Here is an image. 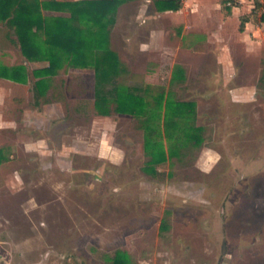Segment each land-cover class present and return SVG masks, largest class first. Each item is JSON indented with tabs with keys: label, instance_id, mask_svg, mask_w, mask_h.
Wrapping results in <instances>:
<instances>
[{
	"label": "rangeland",
	"instance_id": "obj_1",
	"mask_svg": "<svg viewBox=\"0 0 264 264\" xmlns=\"http://www.w3.org/2000/svg\"><path fill=\"white\" fill-rule=\"evenodd\" d=\"M239 1L184 0L164 13L153 0L121 5L109 28L112 82L64 63L59 94L37 103L29 79L0 78V264H112L119 251L131 264H264V120L235 118L233 46L224 67L198 20ZM14 40L0 21V65L47 66L29 64ZM118 86L146 98L143 117L115 112ZM161 97L192 103L178 127L165 126ZM147 118L166 154L179 153L158 175L145 170Z\"/></svg>",
	"mask_w": 264,
	"mask_h": 264
},
{
	"label": "trees",
	"instance_id": "obj_2",
	"mask_svg": "<svg viewBox=\"0 0 264 264\" xmlns=\"http://www.w3.org/2000/svg\"><path fill=\"white\" fill-rule=\"evenodd\" d=\"M134 0H0V20L9 24L16 33L17 44L24 57L31 63H46L47 66L34 69L30 74L26 67L8 68L0 65V78L26 83L29 76L34 81L37 103L44 101L50 91L53 96L59 94L56 76L64 63L74 68H93L99 83L112 82L118 75L120 60L109 48V28L114 23V17L119 7ZM159 12H178L183 8L184 0H153ZM255 8L263 10L261 19L264 21V3L254 0ZM223 8L231 12L227 2ZM252 11L254 14L255 11ZM46 12L66 14L67 16H46ZM248 17L242 19L241 30ZM110 96L116 104L115 112L122 115L140 117L149 110L146 98L135 90L114 87ZM159 113L164 107L165 126L178 127L176 119L182 117L192 108V103L172 102L161 97ZM165 105L163 106V103ZM106 96L98 94L95 108L102 116L111 113L105 106ZM169 115V116H168ZM152 116H156L155 113ZM168 116V117H167ZM170 117H172L170 119ZM147 132L145 151L149 155L145 170L152 175H158V167L179 155L177 150L166 154L156 135L161 127L152 125L151 118L143 122ZM167 129V130H168ZM156 137V138H155ZM198 146L201 138L191 135ZM112 264H131L128 255L117 252Z\"/></svg>",
	"mask_w": 264,
	"mask_h": 264
},
{
	"label": "crops",
	"instance_id": "obj_3",
	"mask_svg": "<svg viewBox=\"0 0 264 264\" xmlns=\"http://www.w3.org/2000/svg\"><path fill=\"white\" fill-rule=\"evenodd\" d=\"M242 1H239V4L233 7L231 12L225 10L223 4H219L220 6L217 5L219 11L216 13L208 11V13L201 14L198 20L201 26L203 24L210 29L206 34L208 41L211 44H220L214 54H216L215 58L218 57L221 60L224 67L230 59L233 46V107L244 111H242L243 113L240 111L239 115L236 114L235 118L239 119L247 115V117H254L256 122L257 117L264 120V21L261 19L262 13L259 15L252 13L255 5L247 11H242L245 8ZM221 10L226 13H222ZM48 13L55 16L63 15L54 12ZM46 14L44 11V15ZM244 17H248V20L241 30ZM232 19L238 22L233 27L230 26ZM230 28L232 30H229ZM27 62L43 64L31 63L28 60ZM33 70H28V72L31 74ZM30 81L33 85L35 80L32 76H29ZM49 95L53 96V92L50 91ZM50 96H47V99L51 98Z\"/></svg>",
	"mask_w": 264,
	"mask_h": 264
}]
</instances>
